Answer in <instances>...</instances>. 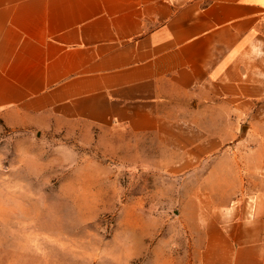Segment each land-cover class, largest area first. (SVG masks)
Masks as SVG:
<instances>
[{
    "label": "crops",
    "instance_id": "0c3cea01",
    "mask_svg": "<svg viewBox=\"0 0 264 264\" xmlns=\"http://www.w3.org/2000/svg\"><path fill=\"white\" fill-rule=\"evenodd\" d=\"M65 127L158 146L189 264H264V0H0V133Z\"/></svg>",
    "mask_w": 264,
    "mask_h": 264
},
{
    "label": "rangeland",
    "instance_id": "374dc122",
    "mask_svg": "<svg viewBox=\"0 0 264 264\" xmlns=\"http://www.w3.org/2000/svg\"><path fill=\"white\" fill-rule=\"evenodd\" d=\"M158 157L125 130L4 128L0 264H189L182 178Z\"/></svg>",
    "mask_w": 264,
    "mask_h": 264
}]
</instances>
